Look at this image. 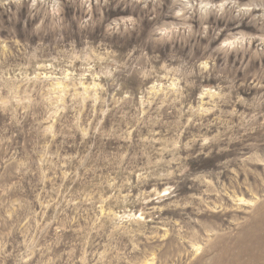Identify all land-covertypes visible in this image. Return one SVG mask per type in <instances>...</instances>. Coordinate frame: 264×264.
Returning a JSON list of instances; mask_svg holds the SVG:
<instances>
[{
  "label": "clouds",
  "instance_id": "clouds-1",
  "mask_svg": "<svg viewBox=\"0 0 264 264\" xmlns=\"http://www.w3.org/2000/svg\"><path fill=\"white\" fill-rule=\"evenodd\" d=\"M261 205L264 0H0V264H257Z\"/></svg>",
  "mask_w": 264,
  "mask_h": 264
},
{
  "label": "rangeland",
  "instance_id": "rangeland-1",
  "mask_svg": "<svg viewBox=\"0 0 264 264\" xmlns=\"http://www.w3.org/2000/svg\"><path fill=\"white\" fill-rule=\"evenodd\" d=\"M206 163L210 165L212 161ZM234 219L239 223L241 219L246 218L234 217ZM241 231L244 233V241L240 246L243 248L244 254L256 261L257 264H264V205L256 210L255 218L245 223ZM249 241H251V247L246 246ZM232 247V241L229 240H222L217 245L219 254L226 261L229 259Z\"/></svg>",
  "mask_w": 264,
  "mask_h": 264
}]
</instances>
